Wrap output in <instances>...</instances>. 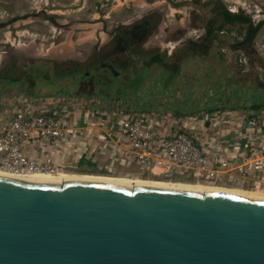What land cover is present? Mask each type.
Masks as SVG:
<instances>
[{"label": "rangeland", "instance_id": "obj_1", "mask_svg": "<svg viewBox=\"0 0 264 264\" xmlns=\"http://www.w3.org/2000/svg\"><path fill=\"white\" fill-rule=\"evenodd\" d=\"M218 1L234 12L244 10L256 23L264 20V0H0V75L12 76L27 69L25 77L28 78L25 80L28 82L31 78L37 79L35 90L41 95H49L48 92L53 89L43 83L42 74L36 76L33 69L25 68L28 58L59 61L72 59L81 62L86 68L89 62H94L99 57L119 58L139 47L147 50L158 48L166 52L169 58L177 52V57L183 59L177 64L180 75L178 74L176 81L179 85L176 87L167 86L160 91L152 81L157 76L152 72L148 75L151 85L143 94L138 92L137 98L131 100L105 101L93 96L87 98L63 92L51 95L86 100L89 107L98 108L103 119L108 120L115 110L143 112L150 115L153 122L164 124L168 128L172 125L179 126L199 137L202 136L200 124L209 125L214 121L217 126H221L217 136L223 130L225 132L231 118L225 113L226 110L249 111L251 104L255 100L261 101L264 94V87H260L257 80L259 78L264 81V25L250 54H246L245 50L232 48L244 36V31L241 32L237 26L230 33H219L211 46L204 45L198 52V48L196 50L193 45L191 48L196 52L187 56L185 54L192 51L189 48L191 41L198 43L199 47L203 36L211 37L208 32L212 31V27L206 29L205 26L208 14L216 20L213 26L222 21L218 15L211 13ZM205 3L208 4L203 5ZM258 10H261L260 13ZM146 26L148 30L144 33ZM134 31L138 34H134ZM218 49L225 54L220 63L215 55ZM240 61L247 62L243 73L239 72ZM209 67L213 68L211 76L207 75ZM102 74L94 73L96 77ZM227 77L233 80L232 85L226 83ZM5 84L0 81V100L20 92L36 94L24 84L3 88ZM235 95L242 99L231 103L230 97ZM175 104H179L180 115L173 113ZM238 120L235 118V124L242 125L243 120ZM103 129L109 131L110 127ZM108 152L101 154L94 162L85 158H67L68 166L63 171L198 181L253 189L240 180L228 182L227 177L218 182H207L187 176L170 178L142 173L135 166L112 161ZM101 162L103 163L100 164Z\"/></svg>", "mask_w": 264, "mask_h": 264}, {"label": "water", "instance_id": "obj_2", "mask_svg": "<svg viewBox=\"0 0 264 264\" xmlns=\"http://www.w3.org/2000/svg\"><path fill=\"white\" fill-rule=\"evenodd\" d=\"M0 264H264V200L0 176Z\"/></svg>", "mask_w": 264, "mask_h": 264}, {"label": "built area", "instance_id": "obj_3", "mask_svg": "<svg viewBox=\"0 0 264 264\" xmlns=\"http://www.w3.org/2000/svg\"><path fill=\"white\" fill-rule=\"evenodd\" d=\"M261 10H258L260 13ZM86 100L62 95L14 93L0 100V167L15 172L67 168V158L112 161L142 173L218 182L236 176L264 191V109H229L226 130L211 121L202 136L168 128L143 112L115 110L103 119ZM238 121L243 124L237 126ZM182 119V118H181ZM234 122V126L232 123ZM110 127L105 131L104 127Z\"/></svg>", "mask_w": 264, "mask_h": 264}, {"label": "trees", "instance_id": "obj_4", "mask_svg": "<svg viewBox=\"0 0 264 264\" xmlns=\"http://www.w3.org/2000/svg\"><path fill=\"white\" fill-rule=\"evenodd\" d=\"M208 3L203 5H207ZM211 13L218 15L222 21L213 26L216 20L213 16L208 14L207 16H209V19L205 26L206 29L212 27V31L208 32L211 34V37L206 38V36H203L199 47L198 43L191 41L189 48L194 45L195 49L197 50L198 48L199 52L204 45L211 46L212 41L214 38H217L219 33H230L234 27L237 26L241 32L244 31V36L242 40L238 39L237 42L232 45V48L245 50L246 54H250L257 35L264 25V20H260L256 23L253 17L244 10L241 9L234 12L229 10L221 1H218V4L212 7ZM215 32H217V34H215ZM123 42L126 41L123 40ZM195 49L192 47L191 52L190 50L187 52L185 51L186 56L195 53ZM127 50H129V45ZM177 54V52L173 53L172 57L169 58L166 52L158 48L147 50L139 47L137 50L128 51L126 56H120L119 58L99 57L94 62H89L86 68L83 67L81 62H76L72 59L59 61L50 58H28L25 61V68L29 67L30 70L33 69L32 72L35 73L36 76L42 74L44 78L43 83L52 86L53 90L48 92L49 95L63 92L73 96L84 95L87 98L93 96L105 101L113 99L126 101L135 98L138 92L140 94L145 92V89L151 85L148 75L150 73L152 74V72H155L157 75L152 81L159 87L160 91H163L167 86H178L179 84L176 80L180 72L177 68L179 65L178 63L181 62L183 58L179 59ZM215 55L218 56V62L220 63L224 59L225 54L221 49H218ZM246 63L247 62L243 61L238 62L241 67L240 73H243ZM96 72L97 74L100 72L103 74L101 76L97 75L96 77L94 75ZM212 72L213 68L209 67L207 75L211 76ZM27 78L28 77H24L14 81L7 79V76L0 75V81L6 83L3 88L10 85L24 84L29 91H35L36 94H40L34 88L38 80L31 78L27 82L25 80ZM257 80L259 81V86L263 88L264 81L259 78H257ZM226 83L232 85L233 80L227 77ZM241 99L239 95H235L234 97H230V102L232 103L234 100ZM261 101L255 100L249 107V111L257 113L264 109V94L263 97H261ZM178 105L179 104H175L173 113L180 115Z\"/></svg>", "mask_w": 264, "mask_h": 264}, {"label": "bare ground", "instance_id": "obj_5", "mask_svg": "<svg viewBox=\"0 0 264 264\" xmlns=\"http://www.w3.org/2000/svg\"><path fill=\"white\" fill-rule=\"evenodd\" d=\"M0 176L27 180V181H36V182H45V183H63L67 180H83V181H92V182H101L117 186H123L127 188H133L138 185L146 186H155L161 188H171V189H181L195 192H223L238 196H244L247 198L263 199L264 200V191L254 190V189H245L239 187H227L222 185H213L203 182H185V181H175V180H163V179H154V178H141V177H131L129 175H110V174H96V173H69L66 171H60L58 173L50 171H34L29 173L24 172H15L7 170L0 167Z\"/></svg>", "mask_w": 264, "mask_h": 264}, {"label": "flooded vegetation", "instance_id": "obj_6", "mask_svg": "<svg viewBox=\"0 0 264 264\" xmlns=\"http://www.w3.org/2000/svg\"><path fill=\"white\" fill-rule=\"evenodd\" d=\"M148 25H149V24H148ZM147 30H148V28H147V26H146V27L143 29L144 33H145ZM137 31H139V29H138ZM137 31H134L133 33L136 34ZM223 33H225V32H223ZM137 34H138V33H137Z\"/></svg>", "mask_w": 264, "mask_h": 264}, {"label": "crops", "instance_id": "obj_7", "mask_svg": "<svg viewBox=\"0 0 264 264\" xmlns=\"http://www.w3.org/2000/svg\"><path fill=\"white\" fill-rule=\"evenodd\" d=\"M103 162H101L100 164H102ZM237 178H236V180H240L239 178H238V176H236ZM236 182V181H235Z\"/></svg>", "mask_w": 264, "mask_h": 264}]
</instances>
